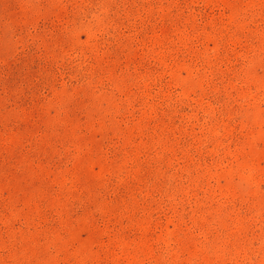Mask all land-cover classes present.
Masks as SVG:
<instances>
[{
  "label": "rangeland",
  "instance_id": "374dc122",
  "mask_svg": "<svg viewBox=\"0 0 264 264\" xmlns=\"http://www.w3.org/2000/svg\"><path fill=\"white\" fill-rule=\"evenodd\" d=\"M0 264H264V0H0Z\"/></svg>",
  "mask_w": 264,
  "mask_h": 264
}]
</instances>
